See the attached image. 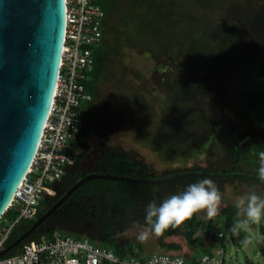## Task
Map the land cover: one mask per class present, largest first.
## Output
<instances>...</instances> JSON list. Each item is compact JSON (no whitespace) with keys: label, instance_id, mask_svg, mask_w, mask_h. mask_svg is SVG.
<instances>
[{"label":"trees","instance_id":"16d2710c","mask_svg":"<svg viewBox=\"0 0 264 264\" xmlns=\"http://www.w3.org/2000/svg\"><path fill=\"white\" fill-rule=\"evenodd\" d=\"M94 2L104 11V17L101 20L102 39L91 47L94 66L88 73L84 84L86 89L92 93L93 99L84 102L79 108L83 118L82 127L72 139L68 149L74 163L67 168L63 178L55 184L56 194L41 199L39 211L35 217L22 219L15 224L6 241V246L10 245L51 208L69 188L90 174L82 166L84 158L92 147L90 138L93 135V128L89 120L95 112L97 88L109 74L115 54L126 45L140 47L151 42V48L172 56L179 55L180 57L182 52L189 53V59L186 61L190 60L192 64H194L193 62L198 63L193 65L192 70L204 74L217 55L218 44L211 43L214 40L206 27L205 18L203 16L190 18L191 9L208 5V0H202V6L199 3L193 4V0H168L167 5L164 4L161 8L159 6L154 8L157 4L156 0H94ZM214 5L219 6L220 4ZM171 12H176L177 18L168 22L167 20L174 19L169 17ZM160 34L162 37L157 38ZM248 82L247 88L238 90L237 104L250 115V118L243 123H237L224 133L223 143L220 146L224 157L221 158L220 155H217V161L212 168L197 164L187 168H174L158 172L136 149L108 145L107 155L100 160L98 172L124 178L95 177L84 181L30 236L0 257L17 253L24 242L42 237L50 238L56 229L75 236L86 235L98 244L124 255L135 241H121L117 235L129 226L138 214L145 218L144 209L151 200L159 202L167 195L183 190L188 183L205 176L213 178L220 191L223 189L224 183L231 180H254L264 186V181H261L257 175L258 154L264 151V137L254 139L251 135L253 124H259L264 133V48L252 63ZM185 95L186 88L179 96L184 98ZM221 152L219 151L218 154ZM189 172L208 175H185L160 182L143 181V179L156 180ZM85 185H90V188L87 187L88 189H84V191L82 187ZM88 191L92 194H89ZM15 217L16 213L8 208L1 216L0 224H3L6 219ZM220 217L223 219L219 232L212 231L214 218L202 219L197 213L179 225L170 226L160 236L170 237L183 230L189 245L194 248L198 246L204 248L203 236L195 237L198 228L201 227L211 235L214 243V248H204V253H212L219 246L223 247L227 253L228 245L224 238L228 237L237 246H242L240 240L245 235L250 237V234L246 228L240 232L239 236L233 235L230 231L231 225L238 219L236 208L233 205L222 207ZM260 226L264 232V220H261ZM135 243L144 252V247L138 242ZM161 245L167 252L173 249L181 250V245L175 242L161 243ZM261 251L264 253V246L261 247ZM182 254L188 260L193 262L197 260L194 256ZM246 264L255 263L252 260H247Z\"/></svg>","mask_w":264,"mask_h":264},{"label":"rangeland","instance_id":"374dc122","mask_svg":"<svg viewBox=\"0 0 264 264\" xmlns=\"http://www.w3.org/2000/svg\"><path fill=\"white\" fill-rule=\"evenodd\" d=\"M167 1L156 0L154 8H161ZM201 1L193 0V4L202 6ZM207 4V8L190 11L191 19L205 18L214 40L211 43L218 44L217 55L206 73L192 70L198 63L186 61L189 59L187 52H182V57L172 56L151 48V42L140 47L124 46L113 57L109 74L96 91V108L89 120L93 128L91 150L102 141L134 148L158 172L197 164L212 168L217 155L224 157L220 150L224 133L250 118L237 104V95L240 88L248 87L252 63L264 48V0H208ZM169 17L174 19L168 22L176 20V12H171ZM185 88L186 95L181 98ZM251 135L254 139L264 137L259 124L251 126ZM87 187L90 185L82 190ZM253 190L264 194V186L254 180L224 183L219 212L212 217L215 219L213 232L220 231L221 208L234 206L237 196ZM198 214L202 219H211L203 211ZM10 223L9 219L3 221L5 226ZM245 228L250 234L249 244L237 246L228 237L224 238L228 245L226 264H246L247 260L264 264L261 251L264 232L260 223L246 224ZM143 231H149L145 239L140 238ZM201 235L203 246L212 243L211 235L199 227L195 237ZM117 238L138 242L147 253L169 242L181 244L185 251L194 249L183 230L170 237L152 234L140 214L118 233ZM195 249L203 250L199 246Z\"/></svg>","mask_w":264,"mask_h":264},{"label":"built area","instance_id":"2783aa9c","mask_svg":"<svg viewBox=\"0 0 264 264\" xmlns=\"http://www.w3.org/2000/svg\"><path fill=\"white\" fill-rule=\"evenodd\" d=\"M65 7L63 51L53 102L34 161L8 206L16 217L9 219L8 226L0 224V251L15 224L35 217L41 198L56 194L55 184L74 163L68 149L82 127L79 108L93 99L84 82L94 66L91 47L102 39L104 11L94 0H65ZM142 253L135 242L120 255L86 235L56 229L50 238L24 242L17 253L0 257V264H226V252L221 246L199 255L195 262L167 251L146 257Z\"/></svg>","mask_w":264,"mask_h":264},{"label":"water","instance_id":"95a60500","mask_svg":"<svg viewBox=\"0 0 264 264\" xmlns=\"http://www.w3.org/2000/svg\"><path fill=\"white\" fill-rule=\"evenodd\" d=\"M65 0H0V218L30 169L53 102L63 51ZM189 172L144 182H160ZM81 178L0 255L30 236L70 194L91 178Z\"/></svg>","mask_w":264,"mask_h":264},{"label":"clouds","instance_id":"9594fccd","mask_svg":"<svg viewBox=\"0 0 264 264\" xmlns=\"http://www.w3.org/2000/svg\"><path fill=\"white\" fill-rule=\"evenodd\" d=\"M257 175L264 181V151L259 152ZM221 192L215 180L209 176L190 182L183 190L171 193L159 202L151 200L144 209L145 220L152 234L159 236L170 226L179 225L194 214L204 212L207 218L215 217L219 212ZM236 208L237 220L230 227L233 235L239 236L246 224H258L264 220V194L256 191H246L233 202ZM243 217V219H239ZM149 231L140 233V238L145 239ZM250 242V237L245 235L240 243Z\"/></svg>","mask_w":264,"mask_h":264},{"label":"flooded vegetation","instance_id":"af4514ba","mask_svg":"<svg viewBox=\"0 0 264 264\" xmlns=\"http://www.w3.org/2000/svg\"><path fill=\"white\" fill-rule=\"evenodd\" d=\"M108 152V144L104 143L103 141L100 142L98 146H93V149L89 150L84 161V167L89 169L90 173L98 172L100 170V160L107 155ZM92 194V192H89ZM81 198V197H78ZM91 227V225H89Z\"/></svg>","mask_w":264,"mask_h":264},{"label":"crops","instance_id":"0c3cea01","mask_svg":"<svg viewBox=\"0 0 264 264\" xmlns=\"http://www.w3.org/2000/svg\"><path fill=\"white\" fill-rule=\"evenodd\" d=\"M82 166L84 167L83 162H82ZM84 168L89 171V169L86 168V166ZM175 243H177V242H175ZM204 248H211L212 249V248H214V243L212 242L210 245H208L206 247L204 246ZM204 248H203L202 251L196 250L195 248L194 249H191L190 248V249H188V250L185 251L184 248L181 246V250L180 251L179 250H170V252L171 253H174V254H179V255H183L182 253H186V254H189L190 256H194L196 259H198L199 255H201V254L204 253ZM164 251H166L165 248L164 247H161V248L156 249L155 251H153L151 253H154V252H164ZM151 253H147V252L144 251L142 255L144 257H146V256H148Z\"/></svg>","mask_w":264,"mask_h":264}]
</instances>
